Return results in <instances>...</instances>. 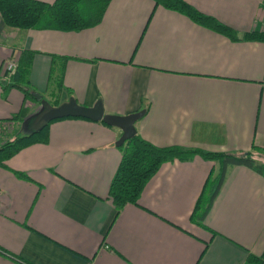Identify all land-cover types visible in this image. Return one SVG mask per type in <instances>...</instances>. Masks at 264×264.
<instances>
[{"label": "crops", "instance_id": "obj_1", "mask_svg": "<svg viewBox=\"0 0 264 264\" xmlns=\"http://www.w3.org/2000/svg\"><path fill=\"white\" fill-rule=\"evenodd\" d=\"M184 1L235 31L264 30V0ZM21 50L34 52L28 83L47 107L70 92L108 114L143 109L135 133L156 146L264 150V41H231L152 0H110L98 23L78 31L9 28L0 19V64ZM52 56L65 57L59 91L56 69L48 82ZM16 76L0 73L9 137L30 130L37 112L8 86ZM120 134L100 121L62 118L48 124L46 143L4 161L0 264H242L264 249V177L242 165L227 166L203 226L189 217L218 163L197 155L161 163L137 203L116 211L108 186ZM260 155L253 157L262 162Z\"/></svg>", "mask_w": 264, "mask_h": 264}, {"label": "trees", "instance_id": "obj_2", "mask_svg": "<svg viewBox=\"0 0 264 264\" xmlns=\"http://www.w3.org/2000/svg\"><path fill=\"white\" fill-rule=\"evenodd\" d=\"M109 1L53 0L51 3H46L39 0H0V18L6 26L17 29L33 28L78 31L98 23ZM152 1L154 5H160L165 9L178 12L192 22L210 29L231 41H264V30L235 31L214 17L198 11L184 0ZM33 53L31 50L20 51L16 64V79L8 86L16 87L24 96L32 99L34 102H38L33 98L35 91H33L28 83ZM55 59H59V61H55ZM64 61L65 57L55 58L52 56L48 82L51 84V74L56 69L53 85L57 91H59L62 83L61 77ZM58 63L59 66H57ZM70 96V92H68V99L72 98ZM56 104L57 102L54 103V105ZM38 116L39 113L36 112L28 118V121L33 124L30 130H27L23 134H13L0 143V166L3 167L4 161L20 149L34 143H46L47 126L51 121L58 119H53L47 123H38ZM18 118L19 113L10 116L6 120L13 122ZM117 149L120 152V160L108 186V198L111 200L116 211L124 204H136L145 183L155 173L160 164L174 159L188 160L190 157L197 155L203 160L218 163L214 176L210 172L208 179L204 182L202 192L189 217L191 221L199 225H202V218L207 211L208 204L211 202L223 180L227 166L242 165L264 177V162H259L253 157L255 153L264 155V150L255 145H251L248 151L243 152H212L203 151L199 148H183L178 145L156 146L134 133L132 137L124 140L122 144L117 146ZM18 175L21 174L19 173ZM210 187L211 191L209 195L205 201H202L205 193L204 190ZM242 264H264V249L259 254L248 253Z\"/></svg>", "mask_w": 264, "mask_h": 264}, {"label": "water", "instance_id": "obj_3", "mask_svg": "<svg viewBox=\"0 0 264 264\" xmlns=\"http://www.w3.org/2000/svg\"><path fill=\"white\" fill-rule=\"evenodd\" d=\"M33 97L39 100L40 94H33ZM37 113H39L37 118L38 123H47L53 119L66 117H81L92 121H100L108 126L117 127L121 134L114 144L115 146H119L124 140L134 135V122L142 116L144 110L140 109L126 115L108 114L103 112L101 104L98 101L91 106H85L78 104L73 98H69L54 107H46V109H43L41 105Z\"/></svg>", "mask_w": 264, "mask_h": 264}, {"label": "rangeland", "instance_id": "obj_4", "mask_svg": "<svg viewBox=\"0 0 264 264\" xmlns=\"http://www.w3.org/2000/svg\"><path fill=\"white\" fill-rule=\"evenodd\" d=\"M1 19V18H0ZM2 21V20H1ZM2 23H3V21H2ZM4 24V23H3ZM4 26H6L5 24H4ZM6 27H8V26H6ZM9 28H12V27H9ZM17 29V28H16ZM17 59L18 58H16V59H13V58H7V59H4L2 62H1V64H0V73L1 74H3L4 72H7V71H9V72H12V71H15L16 70V64H17ZM4 61L6 62V61H12L13 63H14V67H12V68H10V69H5L4 67H3V64H4ZM7 70V71H6ZM33 94H38V93H33ZM34 98V97H33ZM35 99V98H34ZM36 100V99H35ZM36 101H38V102H36V103H32V107H33V109L32 110H40V106L42 105L43 106V109H46V105L45 104H43L41 101H42V99H41V97H40V99L39 100H36ZM62 103V102H61ZM36 104H39L38 106H36ZM60 104V103H59ZM38 107V108H37ZM36 113V112H35ZM29 125H32V123L30 124V123H28ZM11 131H12V128H10V125L9 124H3V123H0V143L1 142H3L6 138H8L9 137V135H11L10 133H11ZM13 134V133H12ZM23 134V133H22ZM258 159H260L262 162H264V155L262 154V155H260V156H258Z\"/></svg>", "mask_w": 264, "mask_h": 264}, {"label": "built area", "instance_id": "obj_5", "mask_svg": "<svg viewBox=\"0 0 264 264\" xmlns=\"http://www.w3.org/2000/svg\"><path fill=\"white\" fill-rule=\"evenodd\" d=\"M3 67L5 68V69H10V68H12V67H14V63L12 62V61H4V64H3ZM11 70V69H10ZM7 71V70H6Z\"/></svg>", "mask_w": 264, "mask_h": 264}]
</instances>
